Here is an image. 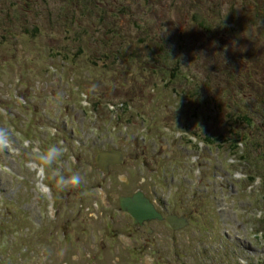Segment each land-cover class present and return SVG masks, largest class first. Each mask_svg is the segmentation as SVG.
Listing matches in <instances>:
<instances>
[{"label": "rangeland", "instance_id": "1", "mask_svg": "<svg viewBox=\"0 0 264 264\" xmlns=\"http://www.w3.org/2000/svg\"><path fill=\"white\" fill-rule=\"evenodd\" d=\"M0 7V34L8 35L10 29L16 33L11 39L8 36L7 42L0 39V91L5 100H10L9 92L15 87L24 93L37 87H56L64 98L68 83L77 79L96 97L128 100L134 103L138 115L146 114L144 121L137 118L129 132L140 139L142 129L146 141H140L137 148L129 142L134 149H124L137 155L134 164L142 157L148 161L155 156L151 149L156 143L168 145L173 163L178 162L179 152H192L182 143L175 151L166 140L162 128L173 119L181 128L189 126L199 133L215 130L222 142L237 136L243 139L247 162L264 180V0H0ZM7 8L13 13L10 20L5 16ZM69 28L75 32L70 33ZM160 48L168 56L163 58ZM111 49H126L127 56L107 58L104 53ZM49 63L58 67L56 76L48 71ZM154 64L160 69L143 68ZM176 67L180 72L177 82L174 79L172 85L163 86L164 73H173ZM183 73H191L195 84L182 77ZM200 86L202 94L197 95L207 101L203 108L210 111L203 130L195 126L196 111L180 104L185 91L192 87L194 92ZM61 106H43L40 117L53 122L45 124L57 125L70 141L81 135L89 139L81 151H73L82 154L78 165L63 163V175H69L70 168L80 172L86 182L65 191H57L54 186L59 218L53 220L48 203L34 191L36 180L26 164L28 153L12 163V151H0V165L12 169L11 173L0 170V264H173L178 254L184 264H246L241 258L264 264L263 237L248 218L237 215L233 198H225L239 188L227 182L219 150L202 156L207 167L201 194L195 199L191 197L195 195L192 175L189 179L174 175L170 168L166 171L168 180L183 188L174 195L163 186L164 198H169L172 207L179 202L181 209L192 206V211H199L187 233L191 240L183 234L172 249L165 229L154 235L155 244L139 252L137 243L131 245L119 237L126 228L134 227L116 213L115 206L106 210L103 196L97 197L92 189V183H100V179L94 181L95 175L88 172L96 153L110 147L109 137L104 133L94 135L87 120L82 123L76 118L82 113L76 101H63ZM9 108L19 128L12 131L47 140V128L39 130L34 124L21 123V115L26 113L14 105ZM166 154L163 149L156 151L160 160L168 158ZM184 158L182 154L181 164ZM60 163L54 169L61 168ZM54 169L51 177L56 175ZM121 173L115 167L112 178L106 180L113 204L134 189L133 183L125 184V188L119 181ZM256 190L254 187L250 195ZM257 194V198L252 196L256 206L263 207V182ZM248 203L245 196L239 199L242 206ZM103 213L115 219L106 233L108 222ZM113 228L121 230L112 233ZM155 250L160 254L153 257ZM10 256L12 262L7 260Z\"/></svg>", "mask_w": 264, "mask_h": 264}, {"label": "clouds", "instance_id": "2", "mask_svg": "<svg viewBox=\"0 0 264 264\" xmlns=\"http://www.w3.org/2000/svg\"><path fill=\"white\" fill-rule=\"evenodd\" d=\"M14 144L15 141L11 138L10 134L5 129L0 128V151L7 153L9 147ZM66 151V147L62 144L60 146L53 144L45 150L40 151L33 161L28 162L33 165L29 171L36 180L34 183V191L41 199L47 200L51 194V185L47 182L48 169L53 168V165L65 155ZM54 171L56 175L52 177V180L57 191L79 188L86 182L85 177L80 172H73L70 168L68 169L70 174L67 176L63 175L59 170L54 169ZM41 176L44 179H40Z\"/></svg>", "mask_w": 264, "mask_h": 264}, {"label": "water", "instance_id": "3", "mask_svg": "<svg viewBox=\"0 0 264 264\" xmlns=\"http://www.w3.org/2000/svg\"><path fill=\"white\" fill-rule=\"evenodd\" d=\"M125 208L129 211H131L140 221H143L146 219V216L144 213L146 212V209L148 207V203L145 201H141L140 198L137 196L132 199L125 200ZM155 214H153V217Z\"/></svg>", "mask_w": 264, "mask_h": 264}, {"label": "trees", "instance_id": "4", "mask_svg": "<svg viewBox=\"0 0 264 264\" xmlns=\"http://www.w3.org/2000/svg\"><path fill=\"white\" fill-rule=\"evenodd\" d=\"M113 27H114V25L109 29L110 30V32H113ZM116 33V31H114V34ZM0 39L1 40H4L5 42H7L8 41V35L6 34V33H2V34H0ZM159 50V52H160V54L162 55V57L164 58V57H166V56H168V54H167V52L165 51V49H163V48H160V49H158ZM118 52V50H116V49H111L110 51H107L106 53H109L108 54V57L107 58H109V55H111V54H114V53H117ZM127 50L126 51H122L121 52V55H114L113 57L114 58H117V59H120V58H125L126 56H127ZM132 54H134V52H131ZM153 58V57H152ZM109 60H111V59H109ZM154 61H158L157 59H154ZM154 66H155V64H154ZM174 72L172 73V78H175V77H179L180 76V72H179V70H178V67H176V71H175V69L173 70ZM216 136V135H215ZM209 138V137H208ZM208 140V139H207ZM221 141V140H220Z\"/></svg>", "mask_w": 264, "mask_h": 264}]
</instances>
